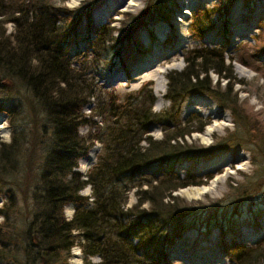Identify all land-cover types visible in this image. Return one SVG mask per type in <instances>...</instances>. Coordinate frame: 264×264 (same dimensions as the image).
Here are the masks:
<instances>
[{"label": "trees", "instance_id": "obj_1", "mask_svg": "<svg viewBox=\"0 0 264 264\" xmlns=\"http://www.w3.org/2000/svg\"><path fill=\"white\" fill-rule=\"evenodd\" d=\"M160 1L150 0L146 8L153 9ZM217 11L194 13L189 31L196 40L210 30ZM7 24L13 28L9 35L4 29ZM141 27L151 33L143 15L131 16L122 29L115 30L108 25L94 26L88 7L68 11L54 7L51 0H0V94L9 95L16 85L23 87L29 100L27 112L20 104L0 108L12 128L11 140L0 141V195L6 201L0 208V263L69 264L70 250L78 241L85 262L98 257L99 262L93 264H160L166 248L184 231L182 220L190 212L172 194L203 185L191 170L180 178L175 164L189 159L197 162L235 146L230 138L208 149L179 142L192 133H202L205 126L195 118L196 127L189 121L180 125V105L188 96L206 94L221 107L225 102L236 123L240 121L237 101L220 97V84L214 87L209 74L240 82L233 79L223 52L205 47L189 53L182 71L166 76L168 110L152 111L150 91L136 106L118 104L108 97L94 109V115L103 118L99 131L80 134L81 127L91 124L82 110L97 93L92 73L96 60L117 56L118 49L125 46L143 53L141 43L131 41ZM79 42L94 51L90 67L88 60L74 66L70 52ZM114 59L112 64L117 66ZM24 118L29 119L30 130L24 126ZM155 122L163 127L161 140L146 136V129ZM95 142L102 144V155L82 175L78 163ZM31 165L35 174L27 195L33 200L32 209H19L16 191L9 185ZM155 166L161 169V176L147 179L145 172ZM86 187L91 191V203L81 195ZM132 189L137 190V203L125 210ZM69 204L75 205L70 219L64 214ZM143 204L149 209H141ZM228 252L230 264H264V240L253 247L233 245Z\"/></svg>", "mask_w": 264, "mask_h": 264}, {"label": "rangeland", "instance_id": "obj_2", "mask_svg": "<svg viewBox=\"0 0 264 264\" xmlns=\"http://www.w3.org/2000/svg\"><path fill=\"white\" fill-rule=\"evenodd\" d=\"M185 1L190 2L161 0L152 9V6L146 8L150 0H124L108 16H101L108 0H51V4L68 11L88 7L96 27L108 25L115 30L122 29L131 16L143 15L151 28L149 34L141 27L139 33L131 39L141 43L143 53L125 46L118 49L117 56L109 54L101 62L100 58L96 60L95 72L92 73L96 79L97 93L95 99H91L82 110L83 115L91 120L89 126L80 128L79 132L83 136L96 134L103 125V118L94 115V109L98 104L101 105L102 99L112 97L118 104L136 106V103L147 99L146 95L150 91L154 98L152 111L164 112L170 107L165 99L166 76L171 72L182 71L186 66L185 59L195 49L205 47L223 52L226 63L231 67L233 79L240 83L227 82L213 73L209 74V78L214 87L220 84V97L230 102L237 101L236 113L240 121L236 123L225 102V107H221L212 96H188L180 105V125L189 121L192 122L191 127H196V121L192 120L195 118L204 121L205 126L202 133H192L179 142L208 149L230 138L235 140V146L222 149L210 157L200 158L197 162L189 159L175 164L174 169L180 178H183L185 171L191 170L203 185L179 189L172 194L177 198V204L187 207L190 212L182 220L184 231L166 248L160 264H230V246L253 247L264 240V14L256 12L257 2L261 0H227L223 5L220 4L221 0H197L199 2L190 9L182 5ZM203 9L218 11L211 19L210 30L200 40H196L189 27L194 13ZM84 24L85 19L81 21V25ZM4 29L7 35L13 30L10 24L5 25ZM122 33L125 34V31ZM181 35H184L183 40ZM113 36L119 37V34L114 32ZM157 37L161 39L157 40ZM93 52L91 47L80 42L72 47L70 53L74 66L78 68L80 63L87 60L88 67L92 66ZM113 59L119 63L117 66L112 64ZM239 70L245 74L239 75ZM231 83V90H227ZM160 86L164 87L163 94L159 92ZM8 94H0L1 109H10L20 104L27 112L29 100L23 87L14 85ZM186 107L192 109L183 115ZM24 119V126L29 129L30 121ZM221 122L226 125L221 124L216 131L205 135L207 128ZM146 130V136L153 140H161L164 136L163 127L157 122ZM11 131L7 116L0 112V141L9 142ZM145 145L141 143V146ZM94 148H97L98 153L94 162L87 165L89 151ZM102 152V144L95 142L79 161L78 172L86 175L98 162ZM220 158L227 160L224 165L212 171L205 169L209 162ZM34 171L31 165L9 185L16 191L19 209H32L33 200L27 192ZM144 175L154 180L161 176V169L151 167ZM200 187L207 191L202 192ZM136 191L132 189L127 193L125 210L137 203ZM24 194L27 195L25 202ZM81 195L89 198L90 188L82 190ZM5 202V195H0V208ZM141 209L148 210L149 205L143 204ZM74 210L75 205L65 206L66 218L70 219ZM74 236L76 239L77 233ZM77 243L70 250L69 264L99 262L98 257L87 258L89 262H85Z\"/></svg>", "mask_w": 264, "mask_h": 264}, {"label": "bare ground", "instance_id": "obj_3", "mask_svg": "<svg viewBox=\"0 0 264 264\" xmlns=\"http://www.w3.org/2000/svg\"><path fill=\"white\" fill-rule=\"evenodd\" d=\"M108 2L109 3H107L104 7H105V10H104V13L101 15V16H108L109 15V13L112 11V10H116L117 9V7H119L123 2H124V0H108ZM199 1H197V0H190V2H183V6L185 7V5H187V7H188V9H190V8H192V7H194L197 3H198ZM131 5V4H130ZM256 12H259L258 14H264V0H261V1H258L257 2V7H256ZM183 36L184 35H181L180 37H181V40H183ZM161 38H158L157 37V40H160ZM238 74L239 75H241V76H243L244 74H245V72L244 71H242V70H239L238 71ZM159 92H161L162 94L164 93V87L163 86H160V89H159ZM192 109V108H191ZM191 109L189 108L188 109V107H186L185 109H184V111H183V115H187V113H189L190 111H191ZM211 114H213L212 112H211ZM215 115H216V113H214ZM226 125L225 123H219V124H213V125H211L209 128H207L206 130H205V135H209V134H211V133H213L214 131H216L218 128H220V125ZM97 153H98V150H97V148H94V149H92V150H90L89 151V155H88V157H87V159H86V164L88 165V164H90L91 162L93 163L94 162V160H95V157H96V155H97ZM227 160L225 159V158H220V159H217V160H215V161H212V162H209V164L205 167V169H207V170H210V171H212V170H214L215 168H219V167H221L222 165H224V163L226 162ZM86 165V166H87ZM213 181H214V179H213ZM202 189V192H206L207 190H203V188H201L200 187V190Z\"/></svg>", "mask_w": 264, "mask_h": 264}]
</instances>
